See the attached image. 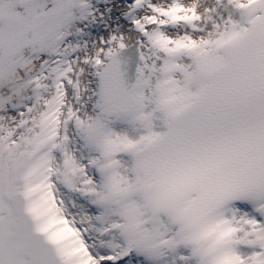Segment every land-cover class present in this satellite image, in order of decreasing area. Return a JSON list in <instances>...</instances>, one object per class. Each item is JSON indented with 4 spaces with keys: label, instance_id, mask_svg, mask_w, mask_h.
Wrapping results in <instances>:
<instances>
[{
    "label": "snow or ice",
    "instance_id": "1",
    "mask_svg": "<svg viewBox=\"0 0 264 264\" xmlns=\"http://www.w3.org/2000/svg\"><path fill=\"white\" fill-rule=\"evenodd\" d=\"M0 264H264V0H0Z\"/></svg>",
    "mask_w": 264,
    "mask_h": 264
}]
</instances>
